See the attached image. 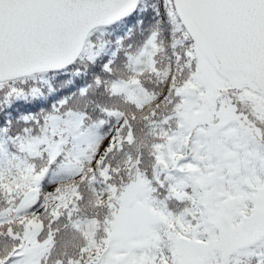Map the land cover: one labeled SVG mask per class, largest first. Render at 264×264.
Segmentation results:
<instances>
[{"label": "snow or ice", "instance_id": "6c2138e0", "mask_svg": "<svg viewBox=\"0 0 264 264\" xmlns=\"http://www.w3.org/2000/svg\"><path fill=\"white\" fill-rule=\"evenodd\" d=\"M0 264H264V0H0Z\"/></svg>", "mask_w": 264, "mask_h": 264}]
</instances>
